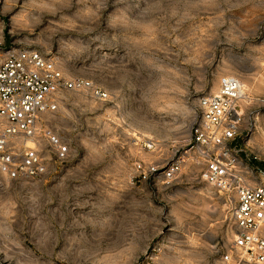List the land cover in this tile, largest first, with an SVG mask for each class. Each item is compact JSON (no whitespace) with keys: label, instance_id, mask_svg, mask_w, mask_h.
<instances>
[{"label":"rangeland","instance_id":"1","mask_svg":"<svg viewBox=\"0 0 264 264\" xmlns=\"http://www.w3.org/2000/svg\"><path fill=\"white\" fill-rule=\"evenodd\" d=\"M12 49L109 99L61 91L42 117L69 157L37 180L0 174V264H228L225 201L185 151L222 75L264 97V0H0V59ZM182 157L169 182L136 171Z\"/></svg>","mask_w":264,"mask_h":264},{"label":"built area","instance_id":"2","mask_svg":"<svg viewBox=\"0 0 264 264\" xmlns=\"http://www.w3.org/2000/svg\"><path fill=\"white\" fill-rule=\"evenodd\" d=\"M63 90L85 92L97 101L109 99L107 91L88 79L66 78L37 49H12L0 59V174L37 180L69 157L68 144L48 130L42 117L58 109ZM198 113L185 155H191L203 179L222 195L234 226L223 261L264 264V140L251 141L260 133L259 119L264 120V97L224 74L215 92L198 99ZM182 162L184 157L171 159L163 168L137 163L136 171L143 179L155 175L169 182Z\"/></svg>","mask_w":264,"mask_h":264},{"label":"bare ground","instance_id":"3","mask_svg":"<svg viewBox=\"0 0 264 264\" xmlns=\"http://www.w3.org/2000/svg\"><path fill=\"white\" fill-rule=\"evenodd\" d=\"M238 79H239V78H238ZM239 80H240L241 83L243 82V81H241V79H239ZM246 80H247V79H246ZM259 82H260V81H259ZM242 84H243V83H242ZM243 85L245 86V84H243ZM245 87H246V86H245ZM246 88H247V87H246ZM257 88L260 90V89H261V86H260V87H257ZM247 89H248V88H247ZM258 89H257V90H258ZM45 113H47V112H45ZM43 114H44V113H43ZM43 114H42V115H43ZM262 140H263V139H262Z\"/></svg>","mask_w":264,"mask_h":264}]
</instances>
